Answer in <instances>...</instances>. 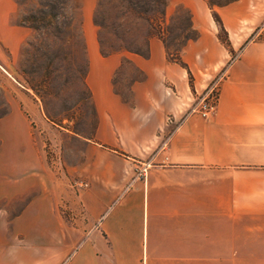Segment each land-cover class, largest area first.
I'll list each match as a JSON object with an SVG mask.
<instances>
[{
  "label": "crops",
  "instance_id": "obj_1",
  "mask_svg": "<svg viewBox=\"0 0 264 264\" xmlns=\"http://www.w3.org/2000/svg\"><path fill=\"white\" fill-rule=\"evenodd\" d=\"M178 4L198 31L182 49L184 64L152 38L148 57L126 56L142 78L124 95L113 81L122 56L100 53L88 18L96 128L74 151V173L85 181L71 197L82 209L75 237L50 192L36 220L35 198L0 225V264H264V41L250 39L264 0L218 7L231 48L206 0H170L168 14ZM30 35L17 1L0 0V78L13 79ZM222 69L215 113H190Z\"/></svg>",
  "mask_w": 264,
  "mask_h": 264
},
{
  "label": "rangeland",
  "instance_id": "obj_2",
  "mask_svg": "<svg viewBox=\"0 0 264 264\" xmlns=\"http://www.w3.org/2000/svg\"><path fill=\"white\" fill-rule=\"evenodd\" d=\"M16 1L20 23L30 28L31 35L13 65V79L4 71L0 78V225H10L35 198L39 203L29 214L36 220L51 192V202L58 205L56 210L68 225L67 237H75L72 227L80 221L82 209H73L71 197L85 181L74 173V151L92 138L96 128L87 85L88 18L96 31L100 53L122 56L113 80L122 95L134 80L142 78L141 71L126 56L148 57L150 40H162L159 34L166 40L162 42L167 57L168 52L176 55L182 42L192 40H187L192 30L197 37L198 31L184 6L175 5L168 14L170 0ZM206 1L215 21L213 13L219 15L220 6ZM260 32L254 28L250 39ZM147 51V56L142 55ZM18 243L22 248L24 241L19 239Z\"/></svg>",
  "mask_w": 264,
  "mask_h": 264
},
{
  "label": "built area",
  "instance_id": "obj_3",
  "mask_svg": "<svg viewBox=\"0 0 264 264\" xmlns=\"http://www.w3.org/2000/svg\"><path fill=\"white\" fill-rule=\"evenodd\" d=\"M237 56L238 55H236L232 60H235ZM226 75V69L218 72V74L212 79L210 84L207 86L205 91L200 95V97L195 101V103L190 106V113H198L206 119L212 117L217 108L220 86ZM145 172L146 167L140 170L139 175H142Z\"/></svg>",
  "mask_w": 264,
  "mask_h": 264
},
{
  "label": "trees",
  "instance_id": "obj_4",
  "mask_svg": "<svg viewBox=\"0 0 264 264\" xmlns=\"http://www.w3.org/2000/svg\"><path fill=\"white\" fill-rule=\"evenodd\" d=\"M233 1H235V0H209L211 6H222V5H225V4L230 3V2H233ZM163 13H164V11H163ZM213 14H214L215 21H216V23L219 26V31H218V37H219V39L222 41V43H224V45H226L228 48H231V44H230V39H229V36H228V32L225 29V27H224V25L222 23V20L220 18V16L216 12H214ZM188 22H189V25L188 26L192 30L191 18L189 16H188ZM258 29L261 30L260 34L259 33L256 34L257 37H254V34H253L252 37H253V39L258 40V41H264V22H263L262 25H260L258 27ZM159 35L162 38V40L164 41V43H166V40L164 39V37L161 34H159ZM196 37H197V33L192 30V35H190L187 38V40L188 39H194ZM184 44H185V41L182 42V44L180 45V48H177L176 49V55L171 54V52H168V55H169L168 58L171 61L178 62V63H180V64L183 65V62H182V60H181V58L179 56V52L181 51V48H182V46ZM168 51H169V47H168ZM103 54H105V53H103ZM142 55H146L147 56L148 55V51L146 53L142 54Z\"/></svg>",
  "mask_w": 264,
  "mask_h": 264
}]
</instances>
